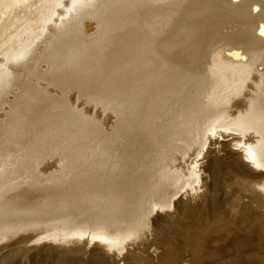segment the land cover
Segmentation results:
<instances>
[{
    "label": "bare ground",
    "instance_id": "bare-ground-1",
    "mask_svg": "<svg viewBox=\"0 0 264 264\" xmlns=\"http://www.w3.org/2000/svg\"><path fill=\"white\" fill-rule=\"evenodd\" d=\"M219 137H229L223 141L240 149L239 156L244 159L239 162L231 158L232 152L221 161L228 163L230 159L249 177H257L252 180L258 181L264 193V0H0V239L8 240L18 231L48 225L49 232L42 227V231L33 230L34 236L25 231L21 238L34 237L30 240L35 241L34 246L39 242L80 245L88 241L90 247H104V252L106 247L117 253L129 244L128 239L140 236L139 229L150 222L149 213L174 206L178 202L173 197L184 186L206 180H201L198 165L203 161L198 160H203L211 147L222 145ZM54 155L60 166L51 162L50 167H45L46 161L56 158ZM55 166L60 168L55 171L57 175L54 170L48 174ZM251 187L248 190L254 188ZM192 206H188L190 210ZM253 220L256 222L252 219L251 223ZM248 225H242L243 230H248ZM259 226L253 230L264 233V226L263 230ZM254 231L249 234H256ZM178 235L182 237V233ZM134 241L131 243L138 242ZM67 249L68 253L73 251ZM230 251L222 254L232 256ZM64 254L67 257V252ZM72 254L69 257L75 253ZM77 255L76 252L75 258ZM108 257L103 262L109 261Z\"/></svg>",
    "mask_w": 264,
    "mask_h": 264
},
{
    "label": "rangeland",
    "instance_id": "rangeland-1",
    "mask_svg": "<svg viewBox=\"0 0 264 264\" xmlns=\"http://www.w3.org/2000/svg\"><path fill=\"white\" fill-rule=\"evenodd\" d=\"M221 138V139H220ZM223 137H219V141L220 142H222V145L221 144H218L216 147H217V149H216V147L215 146H213L214 148H210L209 150H208V153H207V155H205V157H203L202 159L203 160H198V163H200L201 161H203V162H201V164L200 165H198L199 167V169H201V170H199V171H201V172H203L202 174H201V172L199 173L200 175H201V180L202 179H206L205 181H203V183L201 184V182L200 183H198L197 181H194L193 182V184H191V186H188V185H186V186H184L180 191H179V193L181 194V192L183 191V193H182V195H180L179 193L177 194V196H179V197H177V196H175V197H173V199H174V201H176V202H178V203H176V204H174V206H172V207H165V209L164 208H156V210H157V212H156V210L155 211H153L151 214L149 213V221L150 222H148L147 223V225H149V226H144V227H142L141 229H139V232L142 234V232L144 233V229H145V232L146 233H144V234H142L143 235V237H144V235H145V241L143 240V237L141 236V234H140V236L139 235H136V236H139V237H136L135 236V238H130V239H128L127 241H126V243L128 244V245H124V247L126 248H124L123 247V250H121V251H117V253H115L116 252V250H114L113 251V249H109V248H106L105 247V249H107V251L106 252H104V250H102L104 247H102V249L100 250L99 248H101L100 246H91L90 247V243H88V241H87V244L85 243V242H82V243H78V244H80V245H77V243H71V245L69 244V243H66L65 244V242H61V243H53V244H55V245H52L51 243H48V242H46V244H44V242L42 243V245H41V242H39V243H37L36 245L40 248H42V250L40 251L39 250V248L35 245L34 246V244H35V241H33L32 240V242H33V244H32V242L30 243V240L31 239H33L32 237H29V238H26L25 240L24 239H22L21 238V235H26V234H23L25 231L27 232V231H29V233H31V234H33V236H34V231L33 230H35V229H37V231L39 230V231H42L43 230V228L45 229V231H47V232H49V230L51 229L50 228V226H48V225H42V226H38V227H34V228H29L28 230H25V231H18V232H16L17 234H19V235H17V234H15V235H12L11 237L9 236V234H8V236L11 238H8V240H7V238H4V239H0V243H2V244H0L1 246V248H0V264H7V262H9L8 264H26V262L28 263V264H37V262H38V264H42L43 262H45L44 264H64V263H67V264H69L68 262H70L68 259H71V261L72 262H70L71 264H82V262H83V264H94V262H95V264H98L97 262H99V264H107L108 262H110V263H108V264H129V263H131V264H136L137 262H140V261H142V262H140V264H147V262H148V264H150L151 263V260H152V263L151 264H195V263H197L198 264V262H195V261H197L198 259H199V262H201L200 260H203V258H202V256H199V255H203V257H205V259L203 260V263L204 264H218L219 262V264H261L262 262V264H264V236H263V232L262 233H256L254 230H253V228L254 229H256L257 227H258V225H260L259 226V228H261L262 230H263V219H264V201H263V199H262V197L264 198V195H261V197H259L260 196V194H264L262 191H261V189H260V186H258L257 184H258V181H253L252 179H256L255 177H253V175H250V177H249V174H247V173H245V170L244 169H242L240 166H234V165H232L233 163L231 162V160H230V162H229V160H228V163H230V164H228V163H226V162H223V161H221V160H223V159H225V155H227V154H231L232 152L234 153H232L233 154V156H230L231 158H234V159H236V160H238L239 162H243V156L241 157V156H239V154L240 153H238L239 152V150L240 149H238L237 147H235L234 146V148H233V145L231 144V146H230V144H229V141H227L226 143L224 142V141H226V140H228V138H226V137H224L223 139H222ZM224 140V141H223ZM229 140H230V138H229ZM224 143H225V145H224ZM226 145H228L229 146V148H228V146H226ZM221 148V150H220V148ZM221 146H223V148L221 147ZM224 146H225V148H224ZM231 147V148H230ZM219 148V149H218ZM238 149V150H233V149ZM229 151H228V150ZM231 149V150H230ZM218 150H220L219 152L221 153H219V152H217ZM225 150H227V151H225ZM231 151V152H230ZM235 151V152H234ZM237 151V152H236ZM225 152V154H223ZM213 155H212V154ZM235 153L237 154V155H235ZM210 154V155H209ZM217 154V155H216ZM223 154V155H222ZM241 155V154H240ZM206 156H208V157H210V158H206ZM216 156V157H215ZM54 157H56V158H53V159H50V160H48V161H46L45 163H44V165L45 164H47L45 167H50L52 164H51V162H54V164L56 165L57 163L59 164V166H60V161H58L59 159H57L58 158V156H55L54 155ZM220 157V158H219ZM222 157H224V158H222ZM239 159H238V158ZM215 158V159H214ZM242 158V159H241ZM206 159V160H205ZM210 159V160H209ZM213 159V160H212ZM218 159V160H217ZM220 159V160H219ZM205 160V161H204ZM207 160H209V161H207ZM241 160V161H240ZM58 161V162H57ZM212 161H213V163H212ZM221 161V162H220ZM210 162V163H209ZM216 162H218L217 164H216ZM202 163H205L206 165H203ZM207 163H208V165L209 166H207ZM221 163V164H220ZM222 163H223V166H221L222 165ZM211 164V165H210ZM219 164H220V166H219ZM228 164V165H227ZM43 164H42V166H44ZM58 166V165H57ZM205 166V167H204ZM210 166H212V167H210ZM218 166V167H217ZM225 166V168H227L226 170H227V173L225 172L226 170H224L225 168H223ZM229 166V167H228ZM230 166H232L233 167V169H232V167H230ZM210 167V168H209ZM59 167H52V169H49V173L48 174H50V173H52V171H53V173H56V174H54V175H57V172H55L56 170H58V171H60L59 169H58ZM143 168V167H142ZM204 168V169H203ZM208 168H209V171H207L208 170ZM217 168V169H216ZM218 168H221V170L220 169H218ZM231 169V172H228V171H230V169ZM235 168H237V170H235ZM211 169V170H210ZM143 170V169H142ZM203 170V171H202ZM243 170V171H242ZM205 171H207V172H205ZM232 171H233V173L237 176L238 175V178L235 176V175H233L232 174ZM239 171V172H238ZM216 172V173H215ZM221 172V173H220ZM224 172V174H222ZM213 173V174H212ZM227 175H226V174ZM244 173V174H243ZM128 174H129V172H128ZM210 174V175H209ZM214 174L216 175V177L214 176ZM221 174V175H220ZM241 174V175H240ZM51 175V174H50ZM148 174L147 173H145L144 174V176H147ZM204 175V176H203ZM212 176V178L211 177H208V176ZM219 175V176H218ZM229 175V176H228ZM245 175V176H244ZM222 176V177H221ZM228 176V177H227ZM231 176V177H230ZM232 176H234V177H232ZM242 176V177H241ZM247 176V177H246ZM214 177V178H213ZM225 179H224V178ZM130 178V177H129ZM129 178H127V179H129ZM209 178V179H208ZM216 178V179H215ZM217 178H219V180L217 179ZM228 178H230V180L228 179ZM233 178V179H232ZM247 178V179H246ZM223 179V180H222ZM233 181H232V180ZM258 179V178H257ZM256 179V180H257ZM221 180H222V182L223 183H221ZM227 182V183H225V181ZM244 180H245V182H244ZM212 183H211V182ZM214 181H216V182H214ZM218 181H219V183H220V185H219V183H218ZM234 181H236V182H234ZM241 181V182H240ZM247 181H248V183L252 186H250L248 183H247ZM208 182V183H207ZM256 182H257V184H256ZM197 183L198 184H200V186L199 185H197ZM206 183V184H205ZM210 183L212 184V186L210 185ZM225 183V184H224ZM231 183H234V184H231ZM245 183V184H244ZM253 183V184H252ZM217 184V185H216ZM247 184V185H246ZM256 184V185H255ZM204 185V186H203ZM205 185H208V186H205ZM247 187H246V186ZM199 186V187H198ZM215 186V187H214ZM233 186H234V188H235V190H234V188H233ZM251 187V188H255L256 186V188H258V190L255 188V190H254V188L253 189H251V190H248V189H250L249 187ZM195 187V188H194ZM201 187V188H200ZM208 187H209V189H208ZM218 187V188H217ZM186 188V189H185ZM208 190H207V189ZM224 188H225V190H224ZM229 188H230V190H229ZM233 188V189H232ZM236 188H238V189H236ZM247 188V189H246ZM203 189V190H202ZM216 189V191H214ZM260 189V190H259ZM198 190H199V192H200V190H201V192L199 193L198 192ZM220 190V191H219ZM185 191H187V192H185ZM209 192V191H211V193H209L210 194V198H208L209 197V194H207V193H204V192ZM218 191V192H217ZM251 191V192H250ZM257 191V192H256ZM259 191V192H258ZM216 192V193H215ZM234 192H235V194H234ZM254 192V193H253ZM256 192V193H255ZM262 192V193H261ZM194 193H196L197 195H195ZM202 193V194H201ZM203 193L205 194V196L203 195ZM220 193V194H219ZM241 193V194H240ZM184 194L186 195L185 197H184ZM188 194L190 195V196H188ZM191 194H193V195H191ZM221 194H223V195H221ZM240 194V195H239ZM243 194H244V197H243ZM257 194V195H256ZM199 195H201L200 196V198H202V201H201V199L199 198ZM203 195V196H202ZM230 195H234V196H230ZM237 195V196H236ZM239 195V196H238ZM189 197V199H188V197ZM208 196V197H207ZM218 196H220V197H218ZM235 196H236V198H235ZM240 196H242V197H240ZM177 197V198H176ZM192 197V198H191ZM225 197V198H224ZM226 197H229V198H226ZM239 197V198H238ZM247 197H249V198H247ZM176 198V199H175ZM196 198V199H195ZM197 198H199L200 199V201H199V199H197ZM208 198V199H207ZM212 198H213V200H212ZM218 198L219 199H221V200H218ZM233 198V199H232ZM241 198H243L242 200H241ZM252 198H253V200H254V202H253V200H252ZM181 199H182V201H181ZM187 199V200H186ZM194 199V200H193ZM212 201H211V200ZM230 199V200H229ZM232 199V200H231ZM238 199V200H237ZM258 199V200H257ZM183 200H184V202H183ZM191 200H192V202H191ZM198 200V202H197V204L199 205H197V204H194V203H196V201ZM205 200V201H204ZM206 200H208L207 202H206ZM234 200H236V201H238V202H235ZM181 201V202H180ZM224 201V202H223ZM228 201V202H227ZM256 201V202H255ZM187 202H189V203H191V204H189V203H187ZM194 202V203H193ZM202 202H204V203H202ZM209 202V203H208ZM228 203V205L229 206H227V204L226 203ZM231 202V203H230ZM236 203V207H235V204L233 205V203ZM258 202H259V204H258ZM188 205H187V204ZM206 203V204H205ZM209 205H208V204ZM213 205H212V204ZM219 203V204H218ZM224 203H225V205H224ZM230 203V204H229ZM239 203H242V204H238ZM243 203H244V205H243ZM247 205H246V204ZM252 203V204H251ZM255 203V204H254ZM180 204V205H179ZM183 204H184V207H182L183 206ZM204 204V205H203ZM192 206L193 207V210H192V207H191V210H190V207H188V206ZM208 205V206H207ZM223 205V206H222ZM232 205H233V208H231L232 207ZM242 205H243V207H242ZM251 205V206H250ZM178 206V207H177ZM187 206V207H186ZM202 206H203V209H202ZM220 206V207H219ZM227 206V207H226ZM241 206V207H240ZM246 206V207H245ZM249 206V207H248ZM253 206V207H252ZM255 206V207H254ZM175 207V208H174ZM182 207V208H181ZM185 207H186V209H185ZM194 207H195V209H194ZM197 207V208H196ZM199 207H201V208H199ZM206 207V208H205ZM218 207V208H217ZM235 207V208H234ZM252 207V208H251ZM176 208H177V210H176ZM198 208L200 209V210H198ZM205 208V209H204ZM219 208H226V209H228V211H226V209H225V211L223 210V209H219ZM244 208V209H243ZM255 208V209H254ZM263 208V209H262ZM142 209L144 210V208H143V206H142ZM181 209H183L182 210V212L184 211V213H182L181 212V210H180V212H179V210ZM188 209V210H187ZM202 209V210H201ZM217 209V210H216ZM240 211V213H239V215H238V210ZM243 209V210H242ZM248 209V210H247ZM163 210V211H162ZM175 210V211H174ZM196 210H198V211H200V215H197V214H199L198 213V211H196ZM208 210V211H207ZM210 210H213V211H215L216 213H214V212H212V211H210ZM221 210V211H220ZM231 210H232V212H231ZM260 210V211H259ZM164 211H166V212H164ZM172 211H174L175 213H177V215L174 213V212H172ZM190 212V213H188V212ZM210 211V212H209ZM244 211H245V213H244ZM252 211H253V213L254 214H252ZM255 211V212H254ZM258 211V212H257ZM160 212V214L158 215L157 213H159ZM163 212V213H162ZM168 212V213H167ZM171 212V213H170ZM195 212H197V213H195ZM201 212H203V213H201ZM207 212V213H206ZM209 212V213H208ZM222 212V213H221ZM225 212V213H224ZM228 212V213H227ZM247 212H249V213H247ZM251 212V213H250ZM165 213H166V215H165ZM173 213V214H172ZM181 213V214H180ZM186 213H188V214H186ZM213 213V214H212ZM247 213V214H246ZM260 213H262V214H260ZM172 214V216L170 217V215ZM195 214H196V216H195ZM202 214H204L203 216H205L206 217V219H205V217H203V216H201ZM222 214V215H221ZM243 214L245 215L244 217H243ZM259 215V217H258V215ZM152 215V216H151ZM156 215H157V217H156ZM162 215V216H161ZM175 215V216H174ZM184 215V216H183ZM188 215H190V216H188ZM215 217H214V216ZM237 217H235V216ZM250 215H251V217H250ZM254 215V216H253ZM164 216V217H163ZM187 216V217H186ZM192 216H193V218H192ZM197 216H198V218H197ZM201 216V221H199V217ZM222 216H224V218L225 219H223L222 218ZM230 216V217H229ZM249 216V217H248ZM257 216V217H256ZM159 217H161L160 219H157V218H159ZM162 217L164 218L163 220H162ZM173 217H175L174 219H173ZM191 217V218H190ZM196 217V218H195ZM229 217V218H228ZM232 217H234V218H232ZM246 217V218H245ZM152 218H153V220H152ZM190 218V219H189ZM210 218V219H209ZM223 219V220H220V219ZM228 218V219H227ZM236 218V219H235ZM238 218L241 220V218L243 219V220H245L246 219V221L244 222L243 220H241V221H239L238 220ZM249 218V219H248ZM257 218H259V219H257ZM173 219V220H172ZM189 219V220H188ZM191 219H193V220H191ZM209 219V220H208ZM211 219H212V222H211ZM218 219H219V221H218ZM226 219H227V221H226ZM231 219V220H230ZM252 219H257L256 220V222L254 221V223H251L252 222ZM261 219V220H260ZM156 220V221H155ZM157 220H158V222H157ZM162 220V221H161ZM165 220V221H164ZM167 220V221H166ZM188 220V221H187ZM195 220V222L193 223V222H191V221H194ZM206 220V221H205ZM231 221V223H230V221ZM238 220V221H237ZM259 220L260 221H262V224H261V222H259ZM153 221V222H152ZM196 221H198L197 223H196ZM202 221H203V223L205 224L206 223V228H205V225L203 224H200V223H202ZM210 221V222H209ZM213 221H214V223L215 222H217V223H215V225H214V223H213ZM222 221V222H221ZM232 221H234V224H235V226L233 225V222ZM236 221V222H235ZM258 221V222H257ZM155 222H156V224H155ZM162 222V223H161ZM170 222V223H169ZM188 222V223H187ZM189 222L190 223H192V225L190 224L189 226H190V228H189V226H188V224H189ZM220 222V223H219ZM238 222H240V223H238ZM250 222V223H249ZM152 223V224H151ZM164 223V224H163ZM179 223H181L182 225H180ZM195 223H196V225H195ZM198 223H199V225H198ZM257 225H256V224ZM187 224V226H188V228H187V226H185ZM208 224H209V226H208ZM213 226V228H212V226ZM218 224H220L219 226H218ZM226 224V225H225ZM238 224H240V225H238ZM247 224H250V225H248V227H249V229L247 230V229H245L244 228V230H243V226L244 225H247ZM251 224H252V228L250 229V227H251ZM150 225H151V228H152V232H151V228H150ZM154 225V226H153ZM194 225V228L192 227ZM198 225V226H197ZM229 225V227H227ZM231 225H232V227H231ZM236 225H238L237 227H236ZM243 225V226H242ZM254 225V226H253ZM263 225V226H262ZM162 226H164V227H162ZM172 226H173V228H172ZM195 226H197L196 228H195ZM227 227V229H226V227ZM43 227V228H42ZM161 227V228H160ZM200 227H203V228H200ZM208 227V228H207ZM219 227V228H218ZM236 227V228H235ZM242 227V228H241ZM245 227V226H244ZM256 227V228H255ZM144 228V229H143ZM146 228H147V230H146ZM149 228V229H148ZM155 228V229H154ZM160 228V230L159 231H157L158 229ZM191 228H193L192 230H190ZM199 228V229H198ZM206 230H205V229ZM210 228V229H209ZM226 230H225V229ZM228 228H231V231H229V229ZM246 228H247V226H246ZM42 229V230H41ZM143 229V230H142ZM153 229H154V231H153ZM162 229V230H161ZM165 229V230H164ZM176 229H177V231H176ZM180 229V230H179ZM182 229H183V231L184 232H182ZM185 229V230H184ZM187 229V230H186ZM195 229H196V231L198 230V232H195ZM203 229H204V231H203ZM207 229H209V230H207ZM213 229H214V233H213ZM218 229V230H217ZM222 229V230H221ZM224 229V230H223ZM234 229H236V230H234ZM239 229H240V231H241V229H242V231L241 232H239ZM155 230H156V232H158V233H156L155 232ZM164 230V231H163ZM179 230V231H178ZM188 230H190V231H188ZM238 230V231H237ZM250 230V231H249ZM252 230V231H251ZM257 230V229H256ZM31 231V232H30ZM36 231V230H35ZM180 231H181V233H182V237L180 236V235H178V234H181L180 233ZM210 233H212L210 236H211V239L212 240H210V236H209V232ZM221 231H223V234H224V232L226 233V231H228V235L226 236V234H224L225 236H223V234H221ZM232 231H233V233H234V231H235V233L233 234L232 233ZM237 231V232H236ZM254 231V233H256V234H249L250 232H253ZM159 232H160V234H159ZM170 232V233H169ZM172 232V233H171ZM186 232V235L184 234ZM200 232H203V233H205V234H202V233H200ZM208 232V233H207ZM215 232H217V233H215ZM220 232V233H219ZM231 234H230V233ZM202 236V237H200L199 236V234ZM243 233V234H242ZM245 233V234H244ZM150 235V237H149V235ZM155 234V235H154ZM156 234H158V235H156ZM163 234V235H162ZM164 234H165V236H164ZM171 234V235H170ZM174 234H175V236H174ZM187 234H191L189 237H190V239H189V237H188V235ZM194 234V235H193ZM196 234L198 235V237L196 236ZM207 234V235H206ZM216 234H219V235H215ZM229 234L230 235H232L233 234V236H230L229 237ZM238 234H239V236H238ZM176 235H178V236H176ZM185 235V236H184ZM193 235V236H192ZM221 235V236H220ZM242 235V236H241ZM254 235V236H253ZM18 236V237H17ZM154 236V237H153ZM163 236V237H162ZM218 236H220L221 238H218ZM234 236H236V238L234 237ZM246 236H248L247 238H246ZM142 239H141V238ZM158 237V238H157ZM167 237V238H166ZM173 237V238H172ZM188 237V238H187ZM222 237L223 238H225V239H222ZM240 237V238H239ZM246 238V239H243V238ZM250 237H252V238H254V240L252 239V238H250ZM260 238V240H259V238ZM19 238V239H18ZM150 239V241H149V239ZM161 238V239H160ZM166 238V239H165ZM169 238V239H168ZM179 238V239H178ZM182 238H183V242H182ZM184 238H186V239H184ZM194 238V239H193ZM201 239V240H197V239ZM209 238V239H208ZM231 239V241L229 240V239ZM233 238V239H232ZM250 238V239H249ZM256 238H258V239H256ZM21 239V240H20ZM131 239H135V241L137 242V240H138V242H140V243H131V241L133 242V240H131ZM137 239V240H136ZM140 239V240H139ZM147 239V240H146ZM156 241H155V240ZM163 239H165V242H163L164 240ZM189 239V240H188ZM202 239H205V241L204 242H202ZM214 239L216 240L215 242H214ZM220 240L221 239V241H223L221 244H220V242L221 241H217V240ZM227 239V240H226ZM235 239V240H234ZM7 240V241H6ZM10 240V242L8 243V241ZM18 240V241H17ZM129 240H131V241H129ZM142 240V241H141ZM151 240H154V241H152L151 242ZM162 240V241H161ZM180 240V241H179ZM185 240V241H184ZM188 240V241H187ZM191 240H192V242H191ZM225 240H226V243H225ZM251 240V241H250ZM255 240L257 241V243L255 242ZM259 240V241H258ZM4 241V242H3ZM20 241V242H19ZM23 241V242H22ZM134 241V242H135ZM143 241H144V243H143ZM178 241V242H177ZM187 241V242H186ZM199 241V243H197ZM206 241H209V242H212V244L211 243H209V242H206ZM232 241H235V242H233L232 243ZM254 241V242H253ZM6 242V243H5ZM153 242H154V244H153ZM162 242H163V245H161L162 244ZM174 242V243H173ZM185 242L187 243V244H185ZM189 242V243H188ZM229 242V243H228ZM230 242L232 243V244H230ZM251 242V243H250ZM261 242H263V245H261L262 243ZM12 243V244H11ZM85 243V244H84ZM125 243V244H126ZM158 243H159V246H158ZM161 243V244H160ZM173 243V244H172ZM177 243H179L178 245H177ZM196 243V244H195ZM204 243V244H203ZM215 243H219L218 245H216ZM240 245H239V244ZM256 244V246H255V244ZM259 243V244H258ZM3 244H6V245H3ZM11 244V245H10ZM19 244V245H18ZM30 244V245H29ZM56 244H58L57 246H56ZM60 244V245H59ZM63 245V247H60V246H62ZM67 244H69L68 245V247H69V249H71V250H73L72 252H69L68 253V247H66L67 246ZM82 244V245H81ZM132 244H134V245H132ZM175 244V245H174ZM200 244V245H199ZM208 244V245H207ZM210 244V245H209ZM237 244V245H236ZM254 244V245H253ZM3 245V246H2ZM15 245L17 246V247H15ZM86 245V246H85ZM131 246V247H128V246ZM136 245L138 246V248H133V247H136ZM142 245V246H141ZM144 245V246H143ZM145 245H146V247H145ZM157 245V246H156ZM183 245V246H182ZM187 245V246H186ZM198 245V246H197ZM205 246L204 248L202 247V246ZM207 245V246H206ZM228 245V246H227ZM229 245H231L230 246V248H229ZM234 245V246H233ZM258 245V246H257ZM261 245V246H260ZM7 246H9V247H7ZM30 246H32V247H30ZM45 246H48L49 247V249H48V247H45ZM53 248V249H51V247ZM73 246V247H72ZM83 247V249L85 248L86 250H81V248ZM133 246V247H132ZM160 246H162V247H160ZM175 246H176V248H175ZM186 246V247H185ZM191 246V247H190ZM197 246V247H196ZM210 247V249H209V247ZM216 246V248H213V247H215ZM222 247L220 250H219V248L220 247ZM237 246V247H236ZM253 246H255V247H257V248H255V247H253ZM4 247V248H3ZM6 247V248H5ZM45 247V249H43ZM55 247V248H54ZM76 247L77 248H79V247H81V248H79L81 251H79V249H76ZM87 247V248H86ZM88 247H90V248H88ZM99 247V248H98ZM143 247H145V248H147V249H145V251L142 249ZM149 247V248H148ZM183 247V248H182ZM185 247V248H184ZM200 247H202V248H200ZM208 247V248H207ZM218 247V248H217ZM223 247H225L226 249H227V247H228V249L226 250L225 248H223ZM244 247V248H243ZM5 249V251H6V253H5V251L3 250V249ZM9 248V249H8ZM11 248V249H10ZM13 248H14V251H12L13 250ZM28 248V249H27ZM31 248V249H30ZM40 248V249H41ZM58 248V249H57ZM66 248V249H65ZM74 248V249H73ZM92 248V249H91ZM93 248L95 249V250H93ZM97 248V249H96ZM128 248H130L131 250H129ZM180 248H181V250H180ZM187 248H189L188 249V251H187ZM194 250V251H196V252H194V254H193V252H192V249ZM209 249V250H207V249ZM211 248H213V249H211ZM238 248V249H237ZM246 248V249H245ZM254 248V249H253ZM259 248V249H258ZM7 249V250H6ZM47 249V250H46ZM57 249V250H56ZM63 250L62 252L60 251V250ZM77 251H76V250ZM88 249H89V251H88ZM90 249L92 250V252L90 251ZM138 249V250H137ZM141 249V250H140ZM150 251H149V250ZM176 249V250H175ZM183 249V250H182ZM197 249L198 250H200V251H197ZM202 249H204V251H203V253H202ZM205 249H206V251H205ZM230 249L232 250V252L230 251ZM248 249V250H247ZM257 249V250H256ZM2 250H3V252H2ZM30 250H32V251H30ZM33 250H35V251H33ZM36 250L38 251V252H36ZM44 250V251H43ZM46 250V251H45ZM48 250H50L49 252H48ZM64 250L67 252V257H66V255L64 254V253H66V252H64ZM217 252H216V251ZM222 250H224V251H222ZM258 250H260L261 252L259 253V251ZM12 251V252H11ZM30 253H29V252ZM54 251V252H53ZM58 251V252H57ZM79 251V252H78ZM87 251V252H86ZM94 251V252H93ZM102 251V252H101ZM144 251V252H143ZM173 251H174V253H173ZM181 251H182V254H180L181 253ZM185 251V252H184ZM187 251V252H186ZM191 251V252H190ZM212 253H211V252ZM215 251V252H214ZM222 251V252H221ZM228 251H230L233 255L231 256V254L229 253V254H222V253H226V252H228ZM248 251V252H247ZM252 251H253V254L254 253H256V254H258V258H257V255L256 254H254V255H252L251 253H252ZM254 251H256V252H254ZM18 252V253H17ZM19 252H20V255H19ZM27 252V253H26ZM34 252V253H33ZM47 252V253H46ZM52 252H53V256H52ZM64 252V253H63ZM76 254V252H77V258H75L76 256H74L75 254ZM81 252V253H80ZM85 254H84V253ZM89 252V253H88ZM111 252H112V254H111ZM114 252V253H113ZM148 254H147V253ZM197 252H199V253H197ZM201 252V253H200ZM2 253V254H1ZM36 253V254H35ZM38 253V254H37ZM39 253L41 254V255H39ZM48 254L47 256H46V254ZM60 254V253H63V255L61 254V256H59L58 254ZM70 253L74 256H71V257H69L70 256ZM81 254V256H79L80 254ZM92 253V254H91ZM96 253V254H95ZM101 253V254H100ZM108 253V254H107ZM142 253V254H141ZM185 254V256H183L184 254ZM188 253V255H186ZM198 255H197V254ZM215 253V254H214ZM217 253H219L220 255H221V257H218V256H220V255H218ZM261 253H263V254H261ZM3 254H7V255H3ZM16 254H17V257H19L18 259H17V257H16ZM33 254V255H32ZM42 254L44 255L45 254V256H43L44 258H42V259H44V260H42L41 259V257H42ZM51 254V255H50ZM87 254V255H86ZM104 254V255H103ZM111 254V255H110ZM120 254V255H119ZM144 254H146V255H144ZM173 254H175V255H173ZM179 254H180V256H182V258L179 256ZM217 254V255H216ZM248 254H249V256H248ZM261 254V255H260ZM19 255V256H18ZM30 255V256H29ZM35 255H38V256H35ZM50 255V256H49ZM56 255H58V256H56ZM90 255H92V256H90ZM100 255V256H99ZM101 255H102V257H101ZM115 255H116V257L118 258H116L115 257ZM118 255H119V257H118ZM141 255V256H140ZM143 255V256H142ZM193 255V257H191ZM204 255H206V256H204ZM209 255V256H208ZM212 257H211V256ZM214 255V256H213ZM13 256V257H12ZM14 256H15V259H14ZM21 256V257H20ZM35 256V257H34ZM63 256H65L64 258H63ZM85 256V257H84ZM89 256V257H88ZM104 256L106 257H108V260L109 261H104L103 262V260H106L107 259V257H106V259L104 258ZM145 256H147V257H145ZM149 256V257H148ZM150 256H152V258L150 257ZM260 256V257H259ZM27 260L26 262H25V259ZM51 257H53V259L54 260H52L51 261ZM56 257H58L57 259H55ZM62 257V258H61ZM83 259H82V258ZM115 257V259H116V261L113 259ZM142 257V258H141ZM172 257H173V259H172ZM179 257V258H178ZM187 257H188V260H186L187 259ZM194 257H196V259L194 258ZM206 257H208V258H206ZM210 257V258H209ZM213 257H214V259H213ZM223 257H225V258H223ZM249 259H248V258ZM253 257H256V258H253ZM3 258V259H2ZM11 258V259H10ZM28 258V259H27ZM38 258H39V260H38ZM48 258V259H47ZM73 258H75V259H73ZM87 258H88V260H87ZM93 261V260H95L96 259V261H93V263H92V261L90 260V259ZM98 258V259H97ZM103 258V259H102ZM111 258V259H110ZM142 260H141V259ZM145 258H146V260L147 261H145ZM149 260H148V259ZM183 259V261L181 260V259ZM185 258V259H184ZM192 258V259H191ZM193 258H194V260H193ZM201 258V259H200ZM214 260H212V259ZM216 258V259H215ZM260 258H261V260H260ZM2 259V260H1ZM10 259V260H9ZM32 259V260H31ZM78 260V262H77V260ZM86 259V260H85ZM113 259V260H112ZM121 259V260H120ZM178 259H180V260H178ZM208 259H209V261H208ZM219 259V260H218ZM245 259V260H244ZM13 260V261H12ZM17 260V261H16ZM20 260V261H19ZM23 260V261H22ZM29 260V261H28ZM38 260V261H37ZM41 260V261H40ZM48 260L50 261V262H52V263H49L48 262ZM66 260V261H65ZM68 260V261H67ZM81 260H84V261H81ZM90 260V261H89ZM194 261V262H192V261ZM207 262H206V261ZM219 262H218V261ZM242 260H244V261H242ZM255 260H257L256 262H255ZM260 260V261H259ZM62 263H61V262ZM101 261V262H100ZM135 261V262H134ZM150 261V262H149ZM187 261V262H186ZM213 261V262H212ZM218 263H217V262ZM246 261H247V263H246ZM252 261V262H251ZM22 262V263H21ZM30 262V263H29ZM35 262V263H34ZM40 262V263H39ZM54 262V263H53ZM75 262V263H74ZM86 262V263H85ZM103 262V263H102ZM184 262H186V263H184ZM206 262V263H205ZM215 262V263H214ZM242 262H244V263H242ZM249 262V263H248ZM203 263H200V264H203ZM137 264H139V263H137Z\"/></svg>",
    "mask_w": 264,
    "mask_h": 264
}]
</instances>
